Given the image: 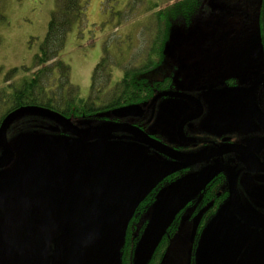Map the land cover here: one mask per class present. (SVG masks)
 <instances>
[{"label":"flooded vegetation","instance_id":"flooded-vegetation-1","mask_svg":"<svg viewBox=\"0 0 264 264\" xmlns=\"http://www.w3.org/2000/svg\"><path fill=\"white\" fill-rule=\"evenodd\" d=\"M230 17L238 19L233 21L238 27L224 26L218 38H209L215 43L194 44L202 45L201 54L188 43L178 45L180 53H168L170 58L164 60L165 67L159 65L152 77V96L146 101L129 103L140 104L144 115L110 116L108 120L140 128L186 161L151 147L142 137L130 132L103 140L110 143L108 148L105 145L104 149L96 148L98 145L92 143V151L102 150L106 156L113 147L143 153L135 166L120 174L118 169L113 171L121 178L113 181L119 186L107 182L108 185L100 187L105 193L125 195V198L138 186L137 194L153 193L152 206H158L157 216L168 217L169 221L160 239L172 228L167 250L178 238L183 239L190 264L198 258L216 256L227 264H258L259 258L264 259L262 11L233 12ZM188 48L195 55H204L207 63L188 58L185 53ZM12 147L15 158L19 157ZM4 151L0 148V157ZM145 153L154 160L149 161ZM20 158L29 162L33 156ZM13 163L0 168V218L8 214L10 204H18L30 193L31 174L13 169ZM46 169L43 165L41 184ZM146 176L152 177L149 184L144 180ZM97 187L93 183L88 189L91 192ZM167 191L169 195H165ZM46 251L45 241H41L29 263L46 264ZM9 255L7 247L0 248V258L4 256L0 264H13Z\"/></svg>","mask_w":264,"mask_h":264},{"label":"rangeland","instance_id":"rangeland-1","mask_svg":"<svg viewBox=\"0 0 264 264\" xmlns=\"http://www.w3.org/2000/svg\"><path fill=\"white\" fill-rule=\"evenodd\" d=\"M157 1L164 5L169 0ZM84 3L86 18L82 24H76L68 34L63 57L71 66L72 82L80 88L81 96L87 98L91 91L92 75L104 50L108 51L110 57L109 68L113 69L114 83L123 75L126 67L141 64L151 47L150 34L154 32V23L149 25L151 13L146 12V3L134 4L132 0H84ZM56 5L57 0H0V86L5 84V75L11 69L20 67V72L15 77L21 79L26 75L23 67L34 65L35 55L47 34L51 14ZM215 7L217 10L239 9L248 13L253 11L251 0H215ZM204 10L212 11L209 1H206ZM238 25L236 24V27ZM217 33L218 31H215L214 34ZM206 38L207 40H202L200 44L215 43L214 39ZM191 44L201 54L202 45L197 47ZM185 53L188 58H197L202 64L207 63L204 55L193 54L191 48L186 49ZM28 119L31 120V117L28 116ZM102 124H93V127L97 129L103 126ZM16 125H10L8 136L18 145L15 148L17 154L42 155L41 159L47 166V176L43 175L44 182L41 184L40 173L33 169V165L39 163L40 159H34L33 162L23 160V163L15 165L16 170L31 174L30 178L28 176L30 193L27 198L23 196V200H19L18 204H10L8 214L0 218V248L7 247L10 250L9 258L13 264H32L29 259L35 256L34 249L41 241H45L46 264H68L71 258V229L74 219L92 199L88 185L98 184L95 178L97 176L100 177L101 184L108 185V178L110 179L114 170L118 169L120 174L122 170L135 166L143 153L131 148L125 152L122 147H113L108 156L103 155L102 150L96 157L94 153L86 156L78 154L80 161L75 164L68 158L67 149L58 146L57 139L62 140L64 135L61 134L64 132L56 122H49L48 125L50 128L60 127V135L47 131L43 134V137L54 145L52 149L26 142L21 147L20 136L25 130L22 125L20 132L14 131ZM104 139L91 143H101L108 148L110 143L102 142ZM150 155L145 153V157L149 156V161L154 160L153 157L150 159ZM61 170L63 172H60ZM144 180L149 184L152 177L146 176ZM169 193L167 191L165 195ZM167 202L162 204L165 206L164 203ZM156 207L151 206L139 222L143 228L140 241L134 249V264L148 263L160 240L162 229L169 223L168 217L157 216L158 206ZM113 211V218L95 236L94 241L85 247L80 264H122L121 247L131 210L115 207ZM3 260L4 256L0 258V262ZM42 260L44 262V258ZM190 262L187 245L183 239L178 238L168 249L163 264ZM257 262L263 264L264 259L259 258ZM194 264L227 263L216 256L213 259H195Z\"/></svg>","mask_w":264,"mask_h":264},{"label":"trees","instance_id":"trees-1","mask_svg":"<svg viewBox=\"0 0 264 264\" xmlns=\"http://www.w3.org/2000/svg\"><path fill=\"white\" fill-rule=\"evenodd\" d=\"M206 1L210 2L212 11L204 10ZM132 2L146 3L145 10L148 14L151 13L149 25L154 23V32L150 34L152 40L150 49L141 64L126 67L121 78L114 83H112L113 69L109 68L110 57L108 51L104 50L92 75L90 95L83 98L80 88L71 80V66L64 60L63 53L68 34L76 24H82L86 18V6L84 0H57L47 34L35 55L34 65L23 67L26 75L21 79L15 77L20 72V67L11 69L5 75V84L0 86V124L9 112L26 105L52 109L70 118L75 124L84 121L95 124L108 122L110 116H105L103 113L125 104L146 101L152 96L154 83L152 77L159 65L161 68L165 67L164 60L170 58L168 53H180L179 44H200L202 40L207 39L206 37L218 38L224 26H236L233 21L237 18L230 17L232 13L243 11L217 10L215 0H169L164 5L157 0H132ZM251 6L253 11H262L264 26V0H251ZM215 31L218 33L214 34ZM171 45H175L176 48ZM43 118L34 114L23 115L13 123L17 124L14 131L20 132V127L23 125L25 131L20 136L21 139H28L30 144L36 143L41 147L49 145L52 149L54 145H51V142L44 143L46 137H43V134L46 131L60 134L51 131V126L48 124L52 121ZM10 130L9 127V132ZM58 146L67 149L68 158L73 162L80 161L78 154L62 145L60 140ZM34 167L36 169L38 165ZM136 189L128 196L127 203L131 215L121 247L122 264H134V249L140 241L143 228L139 222L155 200L153 193L137 194ZM106 195L107 193L96 197L95 201H90L74 219L71 229V258L68 264L81 263L85 247L94 241L95 236L113 218L114 208L105 199ZM145 222L146 219L143 224ZM170 230L172 231V228ZM171 231L169 229L165 231L166 234L164 233V237L156 245L147 264H163L168 251V235Z\"/></svg>","mask_w":264,"mask_h":264},{"label":"water","instance_id":"water-1","mask_svg":"<svg viewBox=\"0 0 264 264\" xmlns=\"http://www.w3.org/2000/svg\"><path fill=\"white\" fill-rule=\"evenodd\" d=\"M144 113H145V110L143 109V107L140 104H129V105L116 107L111 112H108L105 114L103 113V115L111 116L113 118H126V117H131V116L139 117V116L144 115ZM27 114H32V115L34 114L37 116H41V117L49 119L50 121L56 122V124L60 125L63 130L60 127H55V126L50 128V130L53 132H60L62 130L64 132V134H61V135H64V137L62 138V140H61V138L58 140L61 141L62 145L69 147L70 148L69 150L71 152H74L76 154H80L81 156H86V155L91 154V153H94L95 157L99 156V152L92 151V145H91L92 141H99V140L104 139V138H106L104 140L118 138L117 133L130 132V133H134V134L142 137L143 138L142 140L146 141L151 147L158 148L161 152H163V153H165L171 157H174L178 160L186 161V159H184L183 157L171 152L169 149H166L163 146H161L160 144H158L151 137H149L148 134H146L144 131H142L140 128H138L134 125L121 124V123H117L115 121H108V122H102L103 126L95 129L93 127L94 126L93 124H95V123H92L89 121H84V122H81L79 124H75L70 118H68V117L62 115L61 113L54 111L52 109L42 107V106L26 105V106L19 107L17 109L12 110L11 112H9L0 124V148L5 150L2 157H0V168L8 167L9 165H11L14 162L13 163L14 165L12 167H13V169H15L16 164L20 163L21 161L23 163L24 158H20V156H23V155L17 154V156H19V157L15 158V151H14L12 145L14 146V148H17L18 145H15V142H13L11 139H9L8 132H9V127H10V125H12V123H14L21 116L27 115ZM99 124H101V123H99ZM96 125H98V124H96ZM65 135H67V136H65ZM119 138L123 139V136H119ZM135 138H138V137L135 136ZM48 140L49 139L45 138L44 143H49ZM25 142L30 144L28 139H21L20 146H22L21 144L24 145ZM97 145H100L98 148L104 149V144L100 143ZM46 146H48V147H46ZM46 146H44L43 148L50 149L49 145H46ZM31 156H33V155H31ZM41 156L42 155H36V156H33L32 159H29V162H33L34 159H40L39 163L35 164V165H38V168L36 167V169H35V167H34L35 165H33V169L35 170V172L40 173V174H41V170L43 169V165H44V162L41 159ZM74 163L77 164L78 161L76 162V160H75ZM28 167L30 168V166H28ZM90 168L92 170V167H90ZM97 168H99V167H97ZM60 172H63V171L61 170ZM113 174L110 177V179L108 178L109 185L112 184L114 187L119 186V185L113 184V181L114 182L120 181L121 178L118 177L114 172H113ZM89 175H90V171H89ZM45 176H47V169H46ZM95 178L98 180V184H96L98 187H97V189L89 192V195L92 197V199L90 201H95L96 197H100V195L105 194V192L101 189V187L99 185V184H101V180H99L100 177L97 176ZM40 182H41V180H40ZM104 182H106V181H104ZM62 187H63V184H62ZM88 187H89V185H88ZM122 196H123V199L121 200ZM128 196L129 195H127V197L125 198V195H114V194L110 195L107 193L105 199L107 201H109V204L112 208H115V207H117V208L118 207L128 208V203H127L128 199H129ZM133 199L135 200L136 198L134 197ZM166 227H164L162 229V231H164L166 229Z\"/></svg>","mask_w":264,"mask_h":264}]
</instances>
